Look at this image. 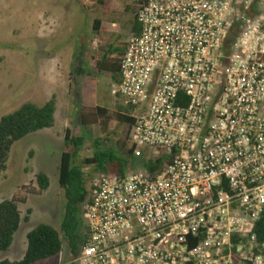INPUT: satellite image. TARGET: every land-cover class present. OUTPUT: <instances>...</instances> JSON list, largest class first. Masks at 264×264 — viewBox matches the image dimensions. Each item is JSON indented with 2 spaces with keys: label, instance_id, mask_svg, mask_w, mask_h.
Masks as SVG:
<instances>
[{
  "label": "built area",
  "instance_id": "1",
  "mask_svg": "<svg viewBox=\"0 0 264 264\" xmlns=\"http://www.w3.org/2000/svg\"><path fill=\"white\" fill-rule=\"evenodd\" d=\"M135 22L112 94L159 165L91 179L69 264H264V0H143Z\"/></svg>",
  "mask_w": 264,
  "mask_h": 264
},
{
  "label": "rangeland",
  "instance_id": "2",
  "mask_svg": "<svg viewBox=\"0 0 264 264\" xmlns=\"http://www.w3.org/2000/svg\"><path fill=\"white\" fill-rule=\"evenodd\" d=\"M0 0V119L25 103L43 105L51 96L59 104L58 122L50 129L30 134L11 147L6 170L0 175V202L19 193L22 186L37 191L35 176H47L49 187L37 195L26 196L20 206L22 222L10 248L0 253V261H19L26 250V235L39 224L59 230L63 218V190L58 185V167L62 152L70 147L64 141L65 130H71L80 106H101L110 111L128 114L120 96H113L116 82L96 70V61L112 45L121 50L132 35L133 14L126 7L137 0ZM100 19L98 32L92 30L93 20ZM83 48V49H82ZM83 80L93 88L82 87ZM84 142L74 164L87 179L98 173L84 164L94 152L97 126L82 129ZM129 127L117 130V140L127 142ZM108 149L117 148L115 142ZM149 154L135 149L128 160L126 172L145 169ZM80 235L85 226L80 216ZM74 255L62 243L61 254L36 264H69Z\"/></svg>",
  "mask_w": 264,
  "mask_h": 264
},
{
  "label": "trees",
  "instance_id": "3",
  "mask_svg": "<svg viewBox=\"0 0 264 264\" xmlns=\"http://www.w3.org/2000/svg\"><path fill=\"white\" fill-rule=\"evenodd\" d=\"M143 0H137L133 6L126 7L132 12L131 33H138L135 22V13ZM100 4L102 1L98 0ZM101 20L94 19L92 30H100ZM83 49V48H82ZM121 50L112 45L103 52L100 60L96 61V70L104 77L114 82L118 81ZM92 82L83 80L82 87L93 88ZM56 103L52 98L42 106L33 103H25L16 111L3 116L0 119V175L6 170L8 154L14 143L22 140L30 134L50 129L54 124ZM77 124L64 133V141L70 147L62 152L58 167V185L63 190L64 207L63 218L59 230L48 224H39L26 235V250L19 261L2 260L0 264H36L40 261L57 257L62 251V243H67L68 251L76 255L83 244L80 235L81 208L88 198L87 179L79 166L74 164L80 151L84 136L82 129L97 126L99 135L94 140V152L90 158L84 160V164L92 166L97 173H105L123 177L126 172L128 160L134 157L135 147H127V142L118 141L117 130L122 126L129 127L132 119L121 112L110 111L101 106H80L75 114ZM115 142L116 148L108 149ZM159 159L154 162H146L144 167L153 172L158 168ZM37 191L29 186H22L19 193L9 200L0 202V253L7 251L13 241L15 233L22 222L27 223L30 210L22 216L20 206L25 205L26 196L37 195L46 191L49 181L45 174L35 176ZM257 234L260 241L264 239V221L257 225Z\"/></svg>",
  "mask_w": 264,
  "mask_h": 264
},
{
  "label": "crops",
  "instance_id": "4",
  "mask_svg": "<svg viewBox=\"0 0 264 264\" xmlns=\"http://www.w3.org/2000/svg\"><path fill=\"white\" fill-rule=\"evenodd\" d=\"M52 98L55 100V98H54L53 96H51L50 100H51ZM50 100H48V101H50ZM48 101H47V102H48ZM47 102H46V103H47ZM55 103H56V111H55V114H54V124H56V123L58 122V120H57L58 117L56 118V115H57V110H58V105H59L56 101H55ZM44 104H45V103H44ZM44 104H43V105H44ZM41 106H42V105H41ZM54 124H53V126H54ZM53 126H52V127H53ZM65 131H66V130H65ZM64 133H65V132H64Z\"/></svg>",
  "mask_w": 264,
  "mask_h": 264
}]
</instances>
